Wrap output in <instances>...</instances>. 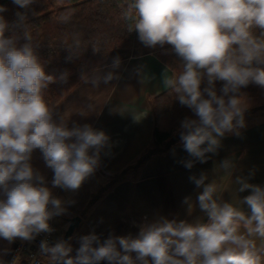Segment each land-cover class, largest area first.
Returning <instances> with one entry per match:
<instances>
[{"label": "clouds", "instance_id": "clouds-1", "mask_svg": "<svg viewBox=\"0 0 264 264\" xmlns=\"http://www.w3.org/2000/svg\"><path fill=\"white\" fill-rule=\"evenodd\" d=\"M13 2L23 8L30 0ZM132 10L143 43L169 44L184 61L183 72L165 83L194 114L183 121L181 140L191 156L203 160L219 145L217 137L243 124L240 90L249 84L264 88V40L250 33L253 26L264 29V0H134ZM6 27L0 17V238L11 242L50 231L48 221L61 210L30 162L33 152L39 150L54 171L53 186L75 190L93 172L108 138L89 125L69 128L53 120L42 96L53 77L28 45L17 48L5 38ZM205 76L209 87L202 90ZM215 81L223 82L220 95ZM195 183L203 185L198 202L208 223L163 220L141 229L137 238H109L97 247L96 236L84 237L75 258L65 259L71 249L62 242L41 248L64 264H135L132 253L142 264L149 258L151 264H261L264 244L258 249L237 229L242 223L249 237L264 240V187L242 184L241 191L251 190L244 198L251 211L246 216L217 203L216 184L204 185L203 177Z\"/></svg>", "mask_w": 264, "mask_h": 264}, {"label": "crops", "instance_id": "crops-1", "mask_svg": "<svg viewBox=\"0 0 264 264\" xmlns=\"http://www.w3.org/2000/svg\"><path fill=\"white\" fill-rule=\"evenodd\" d=\"M174 78V73L155 55L117 49L104 66L90 72L52 111L57 123L63 121L69 128L89 125L95 131H103L108 138L99 150L93 172L81 184L85 187L91 183L92 189L79 206L72 199L79 194L80 187L59 192L61 187L52 183L54 171L46 165L39 150L33 152L30 162L34 170L43 176L44 186L52 197L61 201V210L55 214L59 221L63 220L61 229H67L70 218L81 217L66 245L71 252L65 259L76 257L84 237L96 236L93 246L97 247L109 238H137L141 229L163 220L208 223V216L198 202L203 185L198 187L195 183L201 177L204 185H217L214 199L218 204H231L246 216L251 215L244 203L251 190L240 189L243 183L264 187V120L226 131L217 137L219 145L205 153L203 160L191 156L183 143L152 157L140 168L129 170L86 213L88 203L101 187L134 164L150 147L154 131L150 100L167 91L170 87L165 81ZM237 233L253 240L258 249L264 244L258 236L249 237L242 223ZM32 239L16 238L10 242L0 238V264H6L16 242ZM131 255L135 264H142L136 260L135 253ZM260 255L264 264V252ZM50 257L49 252L45 254L43 264ZM55 263L64 264V260Z\"/></svg>", "mask_w": 264, "mask_h": 264}, {"label": "trees", "instance_id": "trees-1", "mask_svg": "<svg viewBox=\"0 0 264 264\" xmlns=\"http://www.w3.org/2000/svg\"><path fill=\"white\" fill-rule=\"evenodd\" d=\"M134 0H30L21 8L13 0H0L6 11L0 12L7 27L5 38L21 48L28 45L46 75L53 80L42 89V96L53 111L95 69L104 66L117 49H133L153 54L176 77L184 70V61L169 44L147 46L135 28V11L129 13ZM19 14V15H18ZM250 33L264 40V29L253 26ZM235 47V46H234ZM209 87L206 76L201 89ZM221 94L222 81L212 85ZM243 116L264 109V88L249 84L240 90ZM154 115L153 140L136 162L102 186L87 205L89 209L113 185L156 155L181 145L182 123L195 118L191 109L182 105L170 87L150 100Z\"/></svg>", "mask_w": 264, "mask_h": 264}, {"label": "built area", "instance_id": "built-area-1", "mask_svg": "<svg viewBox=\"0 0 264 264\" xmlns=\"http://www.w3.org/2000/svg\"><path fill=\"white\" fill-rule=\"evenodd\" d=\"M50 210L53 211L51 205ZM54 212V211H53ZM50 231L35 234L32 241L16 242L6 260V264H42L41 256L47 251L42 250L41 245L46 244L47 248L54 245L55 237L59 229L55 215L48 221Z\"/></svg>", "mask_w": 264, "mask_h": 264}, {"label": "rangeland", "instance_id": "rangeland-1", "mask_svg": "<svg viewBox=\"0 0 264 264\" xmlns=\"http://www.w3.org/2000/svg\"><path fill=\"white\" fill-rule=\"evenodd\" d=\"M136 52H141L142 53V51H136ZM260 120H264V109H259V110H256V111H251V112L247 113L245 116H243V125H249L250 123H255V122L260 121ZM91 185L92 184L90 183V185H86L85 187L80 186V192H79V194L75 198H73L72 201H75L78 204V206L81 205L83 203V201H85V198L89 195V192L88 191L90 189H92V188H90ZM85 189H86V191H85ZM72 190L73 189H67V188H66V190H62L60 188L59 189V192H64V191L65 192H68V191H72ZM55 219H57V221H58L57 223L59 224V229L57 231V235H56L57 237H55V242H54V245L53 246H55V244L58 243V239H59V241H61L63 239V236L65 234V231L67 230L64 227L61 229V225L63 224V220H60L59 221L58 218H57V215H55ZM47 264H56L55 263V260L52 259V256L50 257V259H49V261H48Z\"/></svg>", "mask_w": 264, "mask_h": 264}, {"label": "water", "instance_id": "water-1", "mask_svg": "<svg viewBox=\"0 0 264 264\" xmlns=\"http://www.w3.org/2000/svg\"><path fill=\"white\" fill-rule=\"evenodd\" d=\"M80 222H81L80 216H75V217L69 219L70 224H69V226L65 232V235L61 241L62 243L65 244V246L67 245V243H68L70 237L72 236V234L74 233L75 229L80 225ZM59 261H60V259H57L56 262H59Z\"/></svg>", "mask_w": 264, "mask_h": 264}, {"label": "bare ground", "instance_id": "bare-ground-1", "mask_svg": "<svg viewBox=\"0 0 264 264\" xmlns=\"http://www.w3.org/2000/svg\"><path fill=\"white\" fill-rule=\"evenodd\" d=\"M61 189H62V190H66V188H63V187H61ZM58 227H59V226H58ZM65 232H66V231H65ZM56 235H57V234H56ZM64 235H65V234H64ZM56 237H57V236H56ZM63 237H64V236H63ZM61 241H62V240H61ZM61 241H59V243H61ZM47 253H48V252H47ZM47 253H46V254H47ZM44 255H45V254H44ZM44 255L41 256V260H42V257H43ZM42 264H43V260H42Z\"/></svg>", "mask_w": 264, "mask_h": 264}]
</instances>
